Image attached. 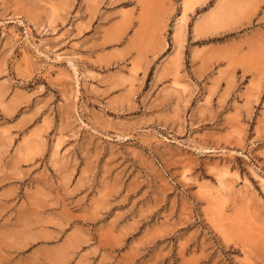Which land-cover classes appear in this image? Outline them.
<instances>
[{"label": "rangeland", "instance_id": "1", "mask_svg": "<svg viewBox=\"0 0 264 264\" xmlns=\"http://www.w3.org/2000/svg\"><path fill=\"white\" fill-rule=\"evenodd\" d=\"M185 7L0 0V264H264V0Z\"/></svg>", "mask_w": 264, "mask_h": 264}, {"label": "bare ground", "instance_id": "2", "mask_svg": "<svg viewBox=\"0 0 264 264\" xmlns=\"http://www.w3.org/2000/svg\"><path fill=\"white\" fill-rule=\"evenodd\" d=\"M189 3H190V0H185V6H186L185 9L188 8L187 6H188ZM222 6H223V4H222ZM215 8H216V7H215ZM220 8H221V7H220ZM226 10H227V9H226ZM228 10H230V9H228ZM215 11H216V10H215ZM215 11H213V12H215ZM213 12H212V13H213ZM225 12H226V11H225ZM220 13H221V12H220ZM215 16H217V15H215ZM209 18H210V16H209ZM204 20H205V19H204ZM202 21H203V20H201V22H202Z\"/></svg>", "mask_w": 264, "mask_h": 264}]
</instances>
